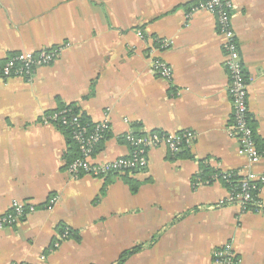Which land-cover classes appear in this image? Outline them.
I'll list each match as a JSON object with an SVG mask.
<instances>
[{
    "label": "crops",
    "instance_id": "1",
    "mask_svg": "<svg viewBox=\"0 0 264 264\" xmlns=\"http://www.w3.org/2000/svg\"><path fill=\"white\" fill-rule=\"evenodd\" d=\"M200 1L0 0V68L12 54L68 47L29 82L0 77V213L14 200L36 207L15 226L0 228V264H213V251L227 243L239 264H264V214L216 207L228 194L223 182L192 186L200 165L238 179L264 176V158L250 163L229 135L224 39L212 15L187 16ZM231 1L249 79L248 124L259 148L264 0ZM162 39L172 41L164 51L157 49ZM155 59L170 67V80L152 71ZM66 105L91 125L108 114L110 131L94 151L95 164L127 156L119 137L130 130H190L196 138L176 156L165 147L148 151L143 170L73 177L64 135L41 123ZM125 180L137 184L134 191ZM52 197L57 202L48 207ZM259 199L264 203V186ZM64 228L77 239L51 249Z\"/></svg>",
    "mask_w": 264,
    "mask_h": 264
},
{
    "label": "built area",
    "instance_id": "2",
    "mask_svg": "<svg viewBox=\"0 0 264 264\" xmlns=\"http://www.w3.org/2000/svg\"><path fill=\"white\" fill-rule=\"evenodd\" d=\"M232 10L233 3L231 0H204L192 6L187 16L205 12L215 18L217 30L224 39L222 44L225 57L224 66L229 76L227 94L232 106V121L228 132L238 143V155L244 156L250 163L256 164L264 158V148L256 147L253 131L248 124L247 88L249 79L245 75L239 55V47L232 29ZM136 35L140 40L144 39L141 31H137ZM157 44V49L164 51L172 45V41L162 39L157 41ZM67 48V45H63L36 52L16 53L6 58L0 76L3 80L20 79L29 82L37 69L51 65ZM151 68L158 77L170 80L171 69L162 60H153ZM80 119L79 114H73L70 106L66 105L63 109L50 115H44L41 120L44 125L53 126L54 123L59 122L61 125L71 128V140L78 149V156L67 165L66 170L73 177L89 176L95 179H103L108 176L143 170L147 166L148 151L165 147L172 156H176L189 149L196 138L195 133L190 130H184L178 134L152 132L144 135L135 134L130 130L119 137L129 148L127 156L102 164H95L92 162L95 148L105 140L110 131L108 114L104 113L101 121L92 124L91 127L85 123H80ZM196 176L192 182L193 187L208 183L202 182ZM233 177L237 176L230 171L220 172L219 177L217 175L212 177L214 181L228 185L227 197L220 200L216 207L237 206L242 213L264 214V203L259 199V191L264 186V176L249 173L246 178L236 181L233 180ZM57 199L58 197H52L48 207L53 206ZM35 211L36 207L33 205L14 200L6 212L0 213V228L15 226L22 218ZM69 232V229L64 228L52 244L51 249H57L63 241L68 240ZM212 263L239 264L240 261L232 251L231 245L227 243L213 251Z\"/></svg>",
    "mask_w": 264,
    "mask_h": 264
},
{
    "label": "trees",
    "instance_id": "3",
    "mask_svg": "<svg viewBox=\"0 0 264 264\" xmlns=\"http://www.w3.org/2000/svg\"><path fill=\"white\" fill-rule=\"evenodd\" d=\"M202 1H204V0H202ZM12 55H14V54H12ZM11 55V56H12ZM4 64V63H3ZM3 64H2V66H3ZM2 66H1V68H2ZM1 68H0V71H1ZM1 77V76H0ZM2 79V78H1ZM64 107V106H63ZM63 107L62 108H59V109H57V110H60V109H63ZM70 108L72 109V112H73V114H77V112H76V109L74 108V107H72V106H70ZM57 110H55V111H57ZM55 111H53V112H55ZM53 112H51V113H48V114H46V115H50V114H52ZM80 123H82V124H87L88 125V127H91V124H88V123H86V122H84L82 119H80ZM55 128H57V130H59V131H61L62 132V134L64 135V137H65V140H66V143H67V145H68V147H69V151H68V153L65 155V160L66 161H69V162H71L73 159H75L77 156H78V149H77V147H76V145L72 142V140H71V128L70 127H67V126H64V125H61L59 122H56V123H54V125H53ZM99 146V145H98ZM97 146V147H98ZM96 147V148H97ZM95 148V149H96ZM262 148H264V144L263 145H261V146H259V149H262ZM71 160V161H70ZM220 172L221 171H218V170H215V169H212V168H210L208 165L207 166H205V165H200V167H199V173H198V175L196 176L197 178H199L202 182H208L207 184H213L215 181L213 180V176H220ZM233 180L234 181H236V180H239L237 177H233ZM125 181H130V183H131V190L132 191H134L135 190V188H136V186H137V184L136 183H134V182H132L131 180H125ZM128 184V183H127ZM225 184V183H224ZM227 186V188H228V185H226ZM70 238H74V239H77L76 238V236H74L73 235V233L70 231L69 232V236H68V239H70ZM126 257H124V256H122L121 258H120V260L122 261V260H124Z\"/></svg>",
    "mask_w": 264,
    "mask_h": 264
}]
</instances>
